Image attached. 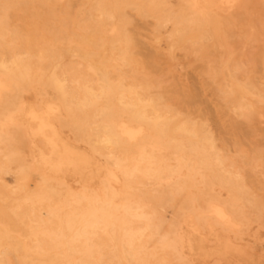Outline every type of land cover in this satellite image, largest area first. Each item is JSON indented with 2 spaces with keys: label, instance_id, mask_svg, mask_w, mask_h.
Returning a JSON list of instances; mask_svg holds the SVG:
<instances>
[{
  "label": "bare ground",
  "instance_id": "obj_1",
  "mask_svg": "<svg viewBox=\"0 0 264 264\" xmlns=\"http://www.w3.org/2000/svg\"><path fill=\"white\" fill-rule=\"evenodd\" d=\"M9 1H10L11 5L14 4V2L12 4L11 0H8V1L6 0V1H4L5 4H2V5L6 6V8H7V6H9V5H6V4H8ZM14 1H16V0H14ZM23 1L26 3L27 0L26 1L23 0ZM52 1H54V0H52ZM17 2H18V0H17ZM35 2H38V1L35 0ZM55 2H54V5H52L53 11H55V9H53V7H55ZM58 2H59V0H58ZM251 2H252V0H251ZM18 3H21V2H18ZM231 3L232 2H230V4ZM22 4H24V3H22ZM30 4H32V3H30ZM42 4L40 2V5H42ZM47 4H46V6H47ZM71 4H73V3H71ZM78 4H81V3L78 2ZM87 4L85 3L83 5H87ZM252 4L250 3L251 6H252ZM11 5H10V7H13V8L15 7L14 5L13 6H11ZM18 5H20V4H18ZM24 5H23L24 8L28 7L27 4L25 6ZM57 5H58V3H57ZM46 6L44 5L43 8H46ZM64 6H65V4L63 5V7ZM69 6L70 5L68 4L67 7H69ZM41 7L42 6H40V11H41ZM49 7H50V5H49ZM61 7L62 6H60V7L57 6V8H59V9ZM63 7H62V10H64ZM90 7H91L90 10H86V11H83L81 13L83 20L86 22V32L84 33V35L82 37L80 36L81 37L80 38L79 35L76 34V32H78V31H76L75 32L76 35H74V36L75 37L78 36L79 38L77 37L75 40H72V41H69V36H66V37H68V39L66 40V42L62 40V42H63L62 46L63 47L62 46H61V48L59 47L60 49L48 47L47 46L48 42H46V44L44 45L43 44V43H45L44 38H46L44 36L45 34L40 35V33L39 34L37 33L38 35H40V37L44 36L43 37V39H44L43 43L41 40L42 37L40 38L42 45L40 42L36 41L37 40L36 37H35V39H33L32 37L26 38L25 43H27L26 45H27V49L29 51L28 53H32L31 57H29V58L30 59L33 58L32 57L33 54H38L41 57L47 58L48 59L47 62L48 61L50 62L51 69L47 74H45V75L41 74L43 76L37 77L36 72H35L34 73L35 75H32L29 72L30 69L28 67V64H29L28 59L29 58H27V61H28V64H27L26 61L23 60V58H25L24 55L21 59L18 56L19 54L17 55L18 57H15V56L12 57V55H11L12 53H11L10 54L11 57L8 58L9 56H7V59H5L6 54L4 52L5 57H4V59L0 60V73L4 74L7 78L15 81L14 87L11 90L4 87L5 85L4 86L0 85V152L2 153L1 155H3L2 157L5 158V160H4V158H3V160L6 161V166L0 167V180L3 179V175L6 172L8 174L9 169H11V166H13L14 164L18 167V170L20 171L19 177H18L19 178V185L18 186L16 185L17 188L16 189L11 188L12 190H9L7 187L8 185H6L5 183L4 184L0 183V195L2 197H5V198L7 197L6 198L7 199L6 204L8 203V201H16L18 208H19V205L23 206V204H27V203H29V205H33V206L36 204H41L45 209L44 215L45 214L48 215L49 222L53 221L52 219H56V221H57L56 229L53 231L51 228V231H53V232L49 233V235H48L49 237L47 236L49 238V240L51 241L50 242L51 244L48 247H50V249H52L55 252L63 251L64 253L61 252V254H63V255L67 254L70 257L69 263H71V264H85L83 262L84 259H82L83 261H80V260L78 261L77 257H76L77 256V250H80V249L85 248V247H81L82 245L79 244L81 248L79 247L80 249L76 250L77 247H75V246L78 244V243L75 244L76 241L77 242L78 241L85 242L87 244V246L90 245L92 247V245H91V243L93 242L92 236L93 235L95 236V234H97V232L100 233L102 231L106 235H108L110 237V241L112 240V242H113V244H112L113 248L110 246L111 244L109 245V247L112 249L111 254L113 255V258L117 260L118 264H131L132 258L130 261V254H129V251L127 250V247L133 246V245H131L132 241H133L134 237H136L135 235L138 234L140 229H151L154 231V229H155V221H154L155 220V207L158 203V200L167 193L168 189H171L173 187V184H174L176 179L174 180L172 177L174 175H178V177H180L183 169H187L189 172L193 168L200 166L203 168L202 171L205 170L206 173H208V175L211 179L210 180L208 178L210 180L211 185L215 184V185H219L222 188H225L226 190H228V192L230 193L231 196L226 201H225V199H223V201H221V202L218 201L219 203H217V205H214L212 207H209L208 203L209 202L211 203V201H213V200H212V198H208V202H207V205L209 207L207 209L208 211L206 210V212H204V213H195L194 214V219H196L197 224L202 223L205 225L208 223L207 234H204V232L196 225V223L193 224L192 230L190 232H187L185 230V227H184L182 222L176 221L177 222L176 223L175 220L173 219L175 222V224L173 225L174 222L171 219L172 221H170V224L173 225V227H172L173 229L171 227L167 228V229L164 228L165 231H160V232L162 234L163 232L166 233V230L168 231V229L169 230L172 229L171 233L173 234V236L171 238L167 239L166 241L162 238L161 239L166 242V245L172 246L175 249V251L177 252L178 256H180V257L183 256V251H184L183 249L184 248H188L190 253H192L198 257L204 256L206 254H215V253L220 254L222 257H224V256L228 257L231 255H234L233 253H231V251L233 249L230 247V245H228L229 242L231 244V240H229V238L228 239H226V238L222 239V237H221L223 234L222 231H227V232L236 231L237 232V230H239V229H237V230L235 229L236 222L246 226V225H249V223H251L252 221H257V218L259 216H261V211L264 208V203H263V201H261L260 199H258L257 197L254 196L255 193L253 194L248 189V187H247L248 184H246L247 179L242 177V174H243L242 172H240V174L242 173L240 176L239 174L233 173L232 171L225 168L224 163H223V157H225V155L222 156L219 152V148L217 147V143H216L217 142L216 139L218 137L215 138L216 137L215 136L216 130L213 129V131L215 132L213 134V132L211 131L212 129H210V126H209L210 119L208 117H206V119L204 118L201 120H196V119H193L191 117V113H189V111H188V114H190V115H187V114H183L182 109H181L182 112L181 111L179 112L175 108H173L174 105H176L178 102L177 103L175 102V104H172L173 106H171L167 102L168 97H169V99H170V97L172 99L171 95L173 92L170 91L171 87L169 88V91H170V92L168 91L169 93L167 92V94H165L166 91L164 93V90H166L169 85L166 86V88L161 87V90L163 88H165L162 92L164 94L158 93V92L156 93V91H154V92L152 91L153 88L155 89L158 86H160L162 84L161 82L163 80L166 81V79H164L165 75L163 76V74H165V73H163L160 76L157 72L161 68H160V65H159V67H157L156 56H158V55H152V53H155V52H152L151 54H148V55L146 53L147 57H145V58H143L144 56L142 55V52H141L140 53L141 55L139 57H141L142 60L137 57V55H139V54L135 53L137 50L134 51V47L139 48V46L142 45V43H143L142 38L143 37L139 41V42H141V45H140V43H138L137 40H135V38L131 34L132 32L134 33L135 31L134 30L131 31L132 29H130V26L132 24L136 23L134 21L135 20L134 15H136V14L138 16H142L141 17L142 19H143V17H144V19H145V17H148V18L150 17V18L154 19V21H155V26H154L155 28H152V29H155L154 31L156 32V37H154V39L156 38L159 41V43L161 41L165 40V42L168 43L167 44L168 51L172 52L175 49H176V51H179L178 49H180V48L183 49L182 47L187 42H192L193 46L192 45L191 46L194 48L195 52L197 51L196 53H198V55L196 56L197 60L199 58H202L203 56L205 58V55L208 57H211L210 55L213 53H220L219 56H217V57H219L217 60L218 61L217 68H215V69L209 68V70H211V71H209V76L207 77L208 74H206L204 76L202 75V76H203V78L206 77L207 82H208V83L207 82L206 83H207L209 89L210 88L212 89V94L214 93V96H216L215 98L216 99L218 98L220 101V105L218 104L220 107H217V106L216 107L218 109H220L221 115L219 114L220 111L218 112V114H212V117H213L215 123H217L218 126L220 127L219 130L224 129V127H226L227 125H230V128L233 129V131L235 130L236 134H237V132H239V134H237L238 136L236 135L237 137L234 136L235 134H233L234 137L238 138L241 133H244L249 128L252 130L251 127L254 128V125H256L255 121H256L257 111L261 108L262 109L264 108L263 107L264 106V90L261 88V86H259L257 84V82L254 79L250 78L252 76L250 74V72H249L248 76H250V75L251 76L250 77L247 76L245 79H239L237 77V74H239V71H241L239 69L242 68L246 64L244 62L245 60L243 59V57L245 58V56L240 58V59H243L242 60L243 62H241L240 59L236 58L237 55L235 57L232 55V52H229V51L226 52V50H224V54L221 55V53L223 52L222 50L228 44L226 42V46H225L224 40L230 38V36L233 35L232 29H236V28L240 29L239 26L240 27L244 26V23H245L244 19H247V18H244L246 15L244 14L245 16L243 18L240 17L238 19V21H240V22H241L240 19H242L243 25H239L240 22H239V24L238 23L236 24L235 20H237V19L234 18V21L236 24L235 27L232 26V29H227L224 26H222L224 18L222 15V10H221L220 5L214 4V2L212 0H94V2L92 3V6H90ZM128 7H131V9L136 12L133 16H131L133 13L131 15H128L129 12L128 13L126 12V9ZM248 7H249V5H248ZM260 7L262 8V6H260ZM47 8H46V10H47ZM72 8H73V5H72ZM78 8H80V7H78ZM249 8H250V11H252L251 9H253V7L252 8L249 7ZM5 9H3V10H5ZM10 9L11 8H8V10L6 9V11H8V13H9V12H11V11H9ZM69 9H71V7ZM262 9H264V7ZM262 9H261V11H262ZM24 10H26V9H24ZM46 10H45V13L47 14ZM241 10H243V9H241ZM0 11H1V9H0ZM51 11L49 9L48 13H50ZM53 11H52V15L48 14V15H50V17L56 13V12L53 13ZM56 11H57V9H56ZM12 12H11V14H12ZM23 12H25V11H23ZM31 12H34V11L31 10ZM76 12H77V10H76ZM232 12H234V11H232ZM236 12H238V10H236V8H235V13ZM262 12H264V11H262ZM8 13H7V15H8ZM39 13L41 14L42 11ZM58 13H59V10H58ZM243 13H244V11H243ZM15 14H17V13H15ZM40 14H38L39 18L44 19V17H42L43 14L42 15H40ZM9 15H10V13H9ZM9 15H8V18H9ZM78 15H79V12H78ZM230 15H233V14H230ZM230 15H228L229 18H230ZM38 16H37V18H38ZM129 16L131 18L133 17V21H132V19H130ZM237 16H239V15H237ZM255 16H256V14H255ZM263 16H264V14H261V17H263ZM20 17H22V16H20ZM30 17H34V16L29 15V17H25V20H26V18H28L26 20V22L29 20ZM54 17L49 18L50 20L48 19L49 23L47 21H42V22H45V24H46V22L48 24H50L51 19H52V21H54ZM57 17H59V16L57 15ZM62 17H63V15H62ZM0 18H2L1 14H0ZM8 18H7V20H8ZM229 18H227V19H229ZM257 18L260 19V16L258 17V15H257ZM22 19H23V17L21 18V20ZM30 19H32V18H30ZM144 19H143V21H144ZM10 20L4 21V22H6V23L8 22V24L10 26L12 25V28H14L13 26L15 24L13 21L15 20V22H16V19L12 20L13 23H11ZM55 20H57V18ZM60 20L64 21L66 19L60 18ZM252 20H254V18L251 19V21ZM1 21H3V20H1ZM34 21H35V19H34ZM145 21H147V19ZM149 21H150V19H149ZM229 21H231V20L229 19ZM23 22L25 23V21H23ZM30 22H32V20ZM66 22L65 23L63 22V23L66 24ZM132 22H134V23H132ZM37 23H38V21H37ZM40 23L41 22H39V26L40 27L43 26V25H40ZM146 23H149V22L147 21ZM48 24H46V25H48ZM51 24H54V23H51ZM51 24H50V26H51ZM64 24H62V26H64ZM246 24H245L246 30H247V27L248 28L252 27L253 29L255 27V25L253 26V23L252 24L246 23ZM258 24H259V22H258ZM230 25H233V22ZM6 26H7V24H6ZM6 26L4 23L3 28L6 29ZM10 26H7V29ZM27 26H29V25H27ZM58 26H56L57 28L54 27L55 31H56V29H58ZM258 26H261V25H258ZM263 26H261V27H263ZM25 27L26 26H24L23 30L25 29ZM36 27H38V26H36ZM68 27L69 26H67L66 28H68ZM19 28H21V30H22L21 25L19 26ZM76 28H77V26H76ZM250 28L248 29L249 32L252 31V29H250ZM17 29H18V27L16 26V28L14 29L15 31L11 32L9 30V32H6V31L5 32L7 34H10L11 36L12 35L17 36V35H19L18 31L20 32V29H18V31H16ZM27 29H29V27L26 28L25 31ZM50 29L45 28V31L48 30V32H49ZM68 29L70 30V28H68ZM72 29H73V25H72ZM138 29H140V27L137 28V31H138ZM238 29H237L238 32L236 30H235L236 32L235 31L234 32L239 33L238 35H240L241 32H239ZM261 29L263 30L264 28H261ZM23 30L21 32H23ZM29 30H32V29H29ZM79 30H80V28H79ZM248 30H247V36H248ZM255 30H256V27H255ZM60 31H62V30H60ZM137 31H136V33H139ZM240 31H243V33H244V30H240ZM50 32H51V30H50ZM63 32L64 31H62V33ZM80 32H83V31L81 30ZM141 32L142 31H140V33ZM151 32H153V30ZM256 32H257V30H256ZM6 33L4 35H6ZM46 33H47V31H46ZM235 33H234V35H235ZM243 33H242V35H243ZM1 34L3 35V32L0 33V35ZM32 34H34V33H32ZM56 34L55 35L53 34V35L57 36ZM64 34H65V32H64ZM73 34L74 33H71V31H70V34H68V35H73ZM254 34L255 33L253 32V35ZM20 35L18 37H20ZM25 35L26 34H24V36ZM66 35H67V31H66ZM234 35H233V37H235ZM253 35H251L250 38H253L254 42H252V40L250 41L249 39H247L248 37L247 38L244 37L245 34L243 35V38H246L247 40L246 39H244V40H246L247 42H248V40L251 42V43L249 42L250 47L254 46V45H257L256 48L259 47L258 52L256 49H254V47H252L254 49L253 54L255 52V53L259 54L258 56H260L261 55L260 53H262L263 54L262 56H264L263 48L261 46H258L259 44L257 42L255 43L256 39L253 37ZM16 36H14V37H16ZM24 36H23V38L27 37V36H25V37ZM143 36H144V34H143ZM151 36H153V35H150V37ZM47 37H50V36L47 35ZM64 37L65 36L63 35V38ZM71 37L72 36H70V39H71ZM233 37H231V38H233ZM235 38H237L236 40H238L239 38L241 39V37H238V36H236ZM257 38L259 39V36H257ZM263 39L264 38L262 37V40ZM14 40H12V41H14ZM55 40H56V37H55ZM152 40H153V38H152ZM233 40H235V39H233ZM236 40H235V42H236ZM244 40H242L240 42V46H239L238 41L236 42V44L233 41L235 46L237 44H238L237 46H239L238 48L236 47V49H239L241 47H242V49H245L246 43ZM260 40L261 39H259L258 41H260ZM16 41H17V38H16L15 42ZM59 41H60V39H59ZM155 41L156 40H154V43H156ZM4 42L5 41L2 38H0V45H2V44L6 45V43H4ZM55 43H57V42L55 41ZM145 43H143V46H141V47L146 46ZM253 43H255V44L252 45ZM137 44H139V46H137ZM263 44H264V42L262 43V45ZM8 45H10V44H8ZM154 45H156V44H154ZM19 46H20V43H19ZM23 46L25 47L24 44H23ZM235 46L232 45V47H235ZM156 47H158V46H156ZM260 47L262 49H260ZM18 49H16V50H18ZM141 49L146 50L145 48H141ZM236 49H234V50H236ZM242 49H240L241 52L238 51V53L243 54ZM147 50H148L147 52H149V48ZM161 50H163V49H161ZM260 50H263V51L261 52ZM139 51H140V48H139ZM151 51H157V49L155 50V49L151 48ZM190 51L192 53L193 49L191 48L189 50V52ZM248 51L246 50L245 53H247ZM10 52H11V50H10ZM19 52H21V50ZM25 52H27V50H25ZM181 52H182V50H180V53ZM189 52H187V53H189ZM22 53H24V52H22ZM28 53H26V54H28ZM236 53H237V50H236ZM249 53H250V51L248 52V54ZM56 54H58L57 57H55ZM192 54H194V52ZM250 54L252 56V53H250ZM13 55H15V54H13ZM64 55L72 56L73 58H74V56H76L77 58H79V60L81 59L82 61H84L87 65V66L86 65L85 66L88 67L87 69H89L90 72L94 73L93 77H95L97 84L95 83L96 82L95 80H92L96 84V86H94L95 84L92 81H90V83L92 82L94 85L93 84L89 85L88 81H87L88 83L86 82V84H88V85H86L84 83L85 78L82 75L83 80L82 79L81 80H82V83H84V84H82L83 85L82 86L81 83H79V85H81L82 87L81 88L78 87V88L80 90L81 89L82 90H81V94H80L81 95L80 100L76 102L77 106H76L75 110L72 108L73 111L71 109L70 112H68L69 113L68 117H66V118L59 117L60 119H58L56 121V119L54 120L51 116L55 112H53L50 104L45 103V105H43L40 109H37L34 107H33L34 109H29L27 107V105H25L23 103V99L25 97L23 96V92L21 89H24L27 86V84H30L32 81L37 80L47 90L48 89H54L56 91H59L58 94L61 98L63 96V93L61 91L62 85H61L60 81L63 79H61V80L59 79V76L61 73H60V70H59V73L57 72L59 62L57 61L56 58H59V56L62 57ZM159 56L161 57V55H159ZM192 56H194V55H192ZM239 56H241V55H239ZM248 56L250 57V55H248ZM248 56H247V60H249ZM187 57H189V55H187ZM175 58H174V60H175ZM254 58H256V57H254ZM38 59H40V58L38 57ZM59 59H61V58H59ZM210 59H212V57L209 58V60ZM257 59H259V58L257 57L255 60H257ZM64 60H66V59H64ZM192 60L197 61L196 59L194 60V58H192ZM237 60H239L242 63L241 64L239 62L242 65V67H239L240 64L238 62H235ZM202 61H204L203 58H202V60H200V62L202 63ZM49 62H48V64H49ZM72 63H73V61H72ZM198 63L199 62H196V64H198ZM204 63L206 64L205 61H204ZM256 63L258 64V60L256 61ZM36 64L38 65V63H36ZM60 64L63 65L62 63H60ZM80 64H81V62H80ZM160 64L162 65L161 62H160ZM174 64L175 63L173 62L172 65H174ZM209 64H212L211 61L210 62L208 61V64H207L208 67H210ZM250 64H247V65H249V67H251ZM30 65H32V64L30 63ZM112 65L117 67V68L115 67L116 71L118 70V73L116 75L114 73H111L110 66L112 67ZM200 65L202 66V64L199 63V65H197L198 67H196L199 70H201V68L203 69V66L201 67ZM247 65H246V67H247ZM32 66L34 68V65H32ZM81 66H82V64H81ZM85 66L83 65L82 67H85ZM206 66L204 68V71H206V70L208 71ZM38 67H41V66H38ZM78 67H80V66L78 65ZM260 67L258 65V69ZM33 68H32V70H34ZM45 68H46V66H45ZM153 68H154V70L157 68H160L159 70L157 69V71L155 70L157 75H159L160 77L158 76V78H156L157 75L152 74L154 71ZM244 68H245V66H244ZM36 69L38 72V69H40V68L36 67ZM36 69H35V71H36ZM60 69H62V68H60ZM167 69H169V66H168V68H165V70H167ZM171 69H172V67H171ZM261 69H259V71ZM72 70L70 69V71H72ZM163 70L164 69H162V71ZM242 70H243V72L246 71L243 68H242ZM162 71H159V72L162 73ZM65 72H67V71H65ZM72 72H70V74H72ZM82 72H84L83 74L85 75V71L82 70ZM241 72H240V75H243L244 73L242 74ZM43 73H44V71H43ZM112 74H114L115 76H112ZM201 74H204V72L200 73V75ZM245 74H246V72H245ZM259 74L260 73H258V75ZM73 75H75V73ZM153 75L155 77H153ZM77 76H76V78H77ZM260 76H261V74H260ZM87 77H89V76H87ZM161 77L163 79H161ZM239 77L241 78V76H239ZM262 77H264V76H261L259 78H261L263 80ZM63 78H64V76H63ZM67 78L68 77H67V73H66V79ZM159 78L162 81H160ZM87 79H92V78L89 77V78H86V80ZM72 80H70V81H72ZM76 80L78 81V78ZM81 80L79 79V81H81ZM66 81L69 82L68 79ZM38 82H36V83H38ZM61 82H63V81H61ZM71 83L73 84L74 82H71ZM76 83H78V82H76ZM202 83H199V84L201 85ZM163 84L165 85L166 82ZM171 85H173V84H171ZM203 85L205 86L206 84L204 83ZM76 86H78V84L77 85L75 84V89H76ZM71 87H73V86H69V88H71ZM176 87L177 86H175V88ZM175 88L173 87L172 91ZM37 89H38V87H37ZM177 89H179V88H177ZM39 90H41V88ZM70 90L71 89H68V91H70ZM179 90L182 91L183 89H179ZM179 90L178 91L176 90L177 91L176 93L174 90V93L175 94L180 93ZM184 90H185V93L188 92V91H186L187 89H184ZM204 90H205V87H204ZM48 91H50V90H48ZM78 92L80 93V91H78ZM190 92H192L191 89H190ZM194 92H196V90ZM74 93L72 95H75ZM170 93H171V95L169 96ZM181 93L183 95H185L183 91ZM182 94H180V95L182 96ZM187 94L185 95V96H187V98L183 97V99L185 98L184 101H186V99H187L186 102L190 103L193 100L191 97H193L194 95L193 96L189 95V92ZM69 95H71V94H68V96ZM165 95L167 98L165 97ZM78 96L79 95L77 94L76 97L79 98ZM177 96H178V94H177ZM189 96H191L190 99L188 98ZM214 96H212V97H214ZM53 97L56 98V96H53ZM67 97H66V99H67ZM76 97H74V98H76ZM195 98H196V96H195ZM195 98L193 100L194 103L196 100ZM181 100H180V102H181ZM189 100H191V101H189ZM213 100H215V99H213ZM168 101L171 102V100H168ZM172 101H173V99H172ZM177 101H178V99H177ZM73 102H74V100H73ZM193 102H191V105L193 104ZM211 102H210V104H211ZM63 103H64V107L67 106L68 102L64 99V97H63ZM210 104L208 103V105H210ZM183 105L185 106V104H183ZM187 105H189V104H187ZM213 105H210V107L212 106V108H213ZM71 107H74V104ZM185 107H184V109H185ZM67 108L69 109V106ZM178 109H179V107H178ZM213 109H212V111H213ZM10 111L16 112L17 114L20 115V117H26V119L29 121L36 122L38 127L35 130H31L32 129L31 125H29L28 123L26 124L23 121L18 120L19 118H15L13 116L15 114L9 115L8 113ZM216 111H218V110L216 109ZM262 111L264 112V110H262ZM201 112H205V115L206 114L210 115L209 112H211V110H209V106H206L203 109H201ZM213 113H216L215 110ZM198 116H200L199 112H198ZM197 118H200V117H197ZM227 122H229V124ZM211 123H213V122H211ZM225 124H227V125H225ZM263 126H260V127H263ZM59 127H61L63 132H66V133L68 132L69 134L72 135V137L74 139L73 143L61 136L60 131H59ZM257 127H258V125H257ZM256 129H258V128H256ZM228 130H229V128L227 129V131ZM263 131H264V127H263ZM263 131L258 130L257 132L263 133ZM254 132H255V130H254ZM228 134H230V133H228ZM253 134H250V135H253ZM226 135L224 138H226L228 136V135L227 136ZM34 136L39 137V142H38L39 145L36 144V142H34V140H33ZM221 136H223V135H221ZM229 136L230 137L232 136V132ZM241 136H242V134H241ZM249 136H247V137L249 138ZM253 136H255V135H253ZM253 136L250 138L252 139ZM260 137H257V138H260ZM262 137L264 139V135H262ZM136 139H140L139 144H141L140 145L141 147L138 149V151L136 153H133L131 151L132 149H130V144H131V142H133ZM240 139L242 142H243V140L245 141V139H243V140H242V138H240ZM226 140H227V138H226ZM247 140H246V143H248ZM222 141H224V140H222ZM253 141H255V139ZM239 142H240V140H238V143ZM249 142H250V140H249ZM218 143H219V141H218ZM250 143H254V142H250ZM255 143L258 144L256 141H255ZM79 144H85L89 148V150L97 152L101 158H104L108 162L109 169L107 170L105 168L106 171H104L100 166L93 164L90 157L88 156V154L80 150ZM263 144L261 143L262 148L258 147L256 149H253V147H252V151H254V156L256 158H260L262 160L264 159V148H263L264 145ZM220 145L222 146L223 144H220ZM237 146H236V148H237ZM253 146H254V144H253ZM224 147H226V146H224ZM248 148H250L249 144H248ZM221 150H223V149H221ZM239 151H240V149H239ZM249 151H251V149ZM233 152H234V150L230 154H232ZM236 153H237V149H236ZM36 154L38 155V158L36 157ZM28 155L31 158L30 163L28 160ZM171 157L174 160H176V162H177V164L175 166H171L168 163V159H171ZM240 157H242V156H240ZM240 157H237V158H240ZM173 159H171V160H173ZM0 160H2L1 157H0ZM227 161H229V160H227ZM242 161H244V160H242ZM2 164H4V163H2ZM263 164H264V162H263ZM240 165L242 166V164H240ZM237 166L238 165H236V167ZM241 166H238V167H241ZM258 167L259 166H256V168H258ZM232 168L233 167H231V169ZM256 168L254 166H251V167L249 166V168H247V169H249L251 171L252 175L256 176L259 173L256 170ZM236 169L233 171H236ZM34 173H39L41 175V178L39 181L36 178V180L38 181L36 183L37 188H36V190H33V189H35V187H33V189L31 190L29 188V180L33 177ZM251 173H250V175H251ZM66 175L73 176L76 179V181L79 183V186L76 187V186L72 185V183L68 179L65 178ZM259 175H261V173H259ZM12 178H15V177H12ZM177 180H179V178ZM189 180H190V178H189ZM248 182H249V180H248ZM185 183H186V181H185ZM176 184H178V183H176ZM189 184L190 183H188V185ZM177 187L174 190H177ZM186 187H187V184H186ZM183 189H185V188H183ZM251 189H253V188H251ZM180 190H182V189H180ZM176 192L178 193V191H176ZM188 192H189V189H188ZM179 193H181V191ZM188 194H191V193L189 192ZM235 194H238V197H233V195H235ZM169 196H170V194H169ZM175 198H174V200H175ZM200 198H202V196ZM177 199L178 198H176V200ZM185 199H186V197H185ZM220 199H222V198H220ZM183 201H182V203H183ZM239 201H241V202H239ZM173 202H175V201H173ZM1 203H3V202H1ZM13 203L9 204V206L12 205ZM213 203H215V202H213ZM166 204H165V206H166ZM168 204H170V203H168ZM198 204H199V202L197 203V205ZM203 205H204V203H203ZM0 206H6V205L1 204ZM190 206L192 207V205H190ZM12 207H10V208H12ZM163 207H164V205H163ZM173 207H175V205ZM26 208H25V210H26ZM38 208H40V207H38ZM166 208H169V205ZM189 208L187 207V209H189ZM202 208H206L205 205ZM9 209H7V210H9ZM29 209H32V208H29ZM173 209H176V207L172 208V210ZM12 210L13 211L16 210L15 213H17V209L14 208ZM22 210L23 209H21V211ZM36 210H37V207L35 208V211H32V212L34 213V212L40 211L39 209L37 211ZM8 212H10V211H8ZM176 212H178V210H176ZM10 213H11L10 216L14 214V212H13V214H12V212H10ZM21 213L23 214V212H21ZM39 213L40 212H38V214ZM42 213H40V215ZM193 213H194V211H193ZM161 214H163V213H161ZM173 214L175 215V213H173ZM173 214H171V215H173ZM183 214H184V210H183ZM14 215H13L14 216L13 221H14L17 214H14ZM33 216H34V218H36L35 215H33ZM8 217H9V215H8ZM17 217L19 219V216H17ZM22 217H23V215H22ZM27 217H30V215ZM41 218H42V220L45 219L43 217H41ZM41 218H40V221H41ZM170 218H172V217H170ZM182 218H184V217L182 216ZM168 219L166 218V221ZM8 220H9V218H8ZM17 220H16V223H17ZM5 221H3V219L0 217V264H6L7 261H9V256L7 255V253H9V254L12 253V255H13V252L10 253L9 250L6 253V251H7L6 246L11 248L13 251L15 250V251L21 252L22 257L24 258L25 264H34L35 260L40 258V257L37 258V254H42L44 249L39 244H35V245L33 244L34 245L33 249L35 250V252L33 250H32V252H26L24 247H21V245H19V243L22 241L20 239H18V240H20V242H18V240H16L17 238L15 239L16 241H14L12 239V236L14 237V235L9 234V232L12 231L14 225L12 226L11 223H9V224L4 223ZM30 221H31V218H30ZM44 221H47V220H44ZM44 221H41V222H44ZM164 221L165 220H163V223H164ZM167 222H169V221H167ZM171 222H173V223H171ZM41 224H44V223H41ZM41 224H38L36 226L39 227V225H41ZM170 224L168 225V227L170 226ZM30 225L32 226V224H30ZM52 225H54V224H52ZM52 225H51V227H52ZM19 227L23 228L24 225L22 226L20 224ZM27 227H29V226H27ZM27 227H24V228H26V230H27ZM43 227H44V225H43ZM159 227H161V226H159ZM159 227H158V230L161 229ZM243 228L244 227H242V230H243ZM19 229H17V231H19ZM47 229L49 230V228H47ZM43 231L46 232L45 230H43ZM12 232H15V230ZM23 233L24 232H22V234ZM25 233H30V232L27 231ZM169 233H168V235L170 236L171 233L170 234ZM32 234H33V232H32ZM102 234L103 233H101V235ZM158 235H159V233H158ZM15 236H16V234H15ZM100 236L98 238V239H100L99 241L98 240L96 241L97 238L96 239L94 238V239L96 242H99L100 244H102L103 242H105V240L103 241V239H102L103 242L101 243L100 242L101 241ZM243 236L244 235H241V237H243ZM44 237L46 238V235ZM96 237H98V236H96ZM162 237H165V236H162ZM28 238H29V236H28ZM137 238L138 237H136L135 239L140 240ZM26 239H27V237H26ZM26 239H25V241H28ZM142 239H143V237H142ZM142 239H141V241H143ZM144 239H146V238L144 237ZM237 239H238V237H237ZM196 240H199L201 242V245L199 244L200 246L197 245L198 242H196V246H195ZM212 242H216L218 244V246L216 244L217 247H215V248L211 247V249L208 250L206 248V244L211 246ZM99 243H97V244H99ZM40 244H42V242ZM93 244H94V242H93ZM137 244H138V241H137ZM222 244H224V246H226V247H223ZM145 245L147 246V243ZM105 246L103 249H106ZM135 246L136 245H134V249L132 248V250H135ZM48 247H47V249H48ZM106 247H108V246H106ZM101 248L102 247H100V249ZM103 249H102V251H104ZM82 250H84V249H82ZM86 250H87V248H86ZM88 250L90 252V249H88ZM91 250H93V247ZM129 250H131V249H129ZM95 251H97V250H95ZM141 251H139V253H141ZM175 251H174V253H175ZM80 252H81V250H80ZM93 253H95V252L93 251ZM135 253L137 255L138 252L136 251ZM55 254L53 255V257L55 256V259H56L58 256L56 257ZM108 254H110V252L109 253L107 252L106 255H108ZM82 255H83V253H82ZM103 255H105V254H102L101 256H99V259H101L100 257H103ZM131 255H133V254H131ZM87 256H86V258H87ZM92 256H91V258H93ZM108 256H104V257H108ZM172 256H174V255H172ZM43 257H42V260H43ZM48 257L51 260L49 255H48ZM137 257H139V256L137 255ZM176 257H177V255H176ZM14 258H15V256H14ZM152 258H153V256H152ZM154 258H156V257H154ZM59 259H60V256H59ZM93 259H95V258H93ZM106 259L110 260L111 258L110 259L106 258ZM147 259H148V257H147ZM42 260L40 259V262ZM46 260H48V259H46ZM50 260H48V261H50ZM138 260H136V261H138ZM140 260H142V258ZM153 260H155V259H153ZM171 260H172V258H171ZM17 261H15V262H17ZM44 261H45V259H44ZM103 261H104V259H103ZM19 262L15 263V264H18ZM36 262L39 264L38 260ZM62 262H64V261H62ZM91 262H92V264L94 263V261H90L89 264H91ZM98 262H101V260ZM142 262H143V260H142ZM147 262H149V260ZM151 262H153V261L151 260ZM184 262H186V261H184ZM66 263H68V262H66ZM95 263H97V262H95ZM101 263H99V264H101ZM138 263H140V261ZM40 264H42V262ZM150 264H152V263H150ZM158 264H160V263H158ZM237 264H238V262H237Z\"/></svg>",
  "mask_w": 264,
  "mask_h": 264
},
{
  "label": "rangeland",
  "instance_id": "obj_2",
  "mask_svg": "<svg viewBox=\"0 0 264 264\" xmlns=\"http://www.w3.org/2000/svg\"><path fill=\"white\" fill-rule=\"evenodd\" d=\"M1 2H0V9H1V11H0V14H1V16H2V18H0V22L2 23H0V33H2L3 32V35L6 33V32H9V30L12 32V31H15L14 29L16 28V26L18 27V29H20V32L18 31V29L16 30V31H18V34L20 35L21 33V35H20V37H18L19 35H10V34H7L6 33V35H0V38H2L5 42L4 43H6V45L4 44H2V45H0L1 47H0V60L1 59H4V57H5V54H6V57H5V59H7V56H9L8 58H10L11 57V55H12V57H18L19 56V58H21L22 59V57H23V55H24V57L25 58H23V60L24 61H26V63L28 64V61H29V64H28V67H29V69L31 70H29V72L32 74V75H35L34 73L36 72V76L37 77H41V76H43V75H45V74H47L49 71H50V69H51V66H50V62H49V64H48V62H47V58H44V57H41L40 55H38V54H33L32 55V57L34 58H29V57H31V54L32 53H28L29 51H28V49H27V43H25L26 42V38H30V37H32L33 39H35V37L37 38V42H40L41 43V40H42V43H43V40L45 41V43H43L44 45L46 44V42H48L47 43V46L48 47H51V48H61V46H62V44H63V42H62V40L63 41H65L66 42V40L68 39V37H66V36H69V41H72V40H75L78 36H74V35H76V34H78L79 35V37L81 36H83L84 35V33L86 32V22L83 20V18H82V15H81V13L83 12V11H86V10H90V6H92V3L94 2V0H59V2H58V0H54V1H52V0H36V1H40L41 2V4L42 5H40V2L38 3V2H35V0H25L26 1V3L22 0H18V2H21V3H18L17 2V0L16 1H14V0H11V2H12V4H13V2H14V8L13 7H10V5H11V3H10V1H9V3L8 4H6V5H9V6H7V8H6V6H3L2 4H5L4 3V1H6V0H0ZM8 1V0H7ZM48 1V2H47ZM56 1V2H55ZM64 1V2H63ZM213 2H214V4H218V5H220V7H221V10H222V15H223V25L222 26H224L225 28H227V29H232V26H234L235 27V25L238 23L239 24V22L240 21H238V19L241 17V18H243L245 15V17L244 18H247V19H244V26L243 27H240L239 26V28L240 29H238V28H236V29H232L233 30V35H234V33L237 31V29L239 30V32H241V34L240 35H238L239 33H235V37L236 36H238V37H241V39L239 38L238 40H236L237 38H235V37H233V35L232 36H230V38H228V39H225L224 40V45L226 46V42L228 43L227 44V46L226 47H224V49L222 50L223 52L221 53V55H223L224 54V50H226V52H232V55L235 57L236 55L238 56H236V58H238V59H240V58H242L243 56H245V58L243 57V59L245 60L244 62L246 63L244 66H245V68H244V66L242 67V63L241 62H243L242 60L243 59H240L241 60V62L239 61V60H237V61H235V62H240L239 64H240V66L239 67H242L244 70H246L245 72H246V74H245V72H243V70H242V68H240L239 70H241V71H239V74H237V77L239 78V79H245L248 75H249V72H250V74L252 75H250V76H248V77H250V78H252V79H254L256 82H257V84L259 85V86H261V88L264 90V77H262L263 78V80L261 79V78H259V77H261V76H264V56H262L263 54L262 53H260L261 55L260 56H258L259 54H257V53H255L254 52V54H253V51H254V49H256L257 50V52H258V49H259V47H257L256 48V46L257 45H254L256 42L259 44L258 46H261L262 48H263V50H264V44L262 45V43L264 42V39L262 40V37L264 38V29L262 30L261 28H264V16L263 17H261V14H264V12H262V11H264V9H262L263 7H264V0H252V2H251V0H212ZM235 1V2H234ZM16 2V3H15ZM32 3V4H30V3ZM34 2V3H33ZM50 2V3H49ZM54 2H55V7H53V9H55V11H53L52 10V5H54ZM76 2V3H75ZM78 2H80L81 4H78ZM230 2H232L231 4H230ZM234 2V3H233ZM7 3V2H6ZM22 3H24L25 5L27 4V6L28 7H23V5L24 4H22ZM36 3V4H35ZM48 3V4H47ZM57 3H58V5H57ZM71 3H73V4H71ZM87 4V5H83V4ZM250 3L252 4V6L250 5ZM18 4H20V5H18ZM22 4V5H21ZM29 4V5H28ZM35 4V5H34ZM46 4H47V6H46ZM61 4V5H60ZM65 4V6L63 7V5ZM70 5L69 7H67V5ZM13 5H11V6H13ZM24 5V6H25ZM34 5V6H33ZM42 6L41 7V11H42V13L40 14L39 12H41L40 11V6ZM44 5L46 6V8L48 7L49 9H50V11L52 10L53 11V13H55V14H53V16H51L50 17V15H52V11L50 12V13H48L49 12V9L47 8V10H46V8H43L44 7ZM49 5H50V7H49ZM72 5H73V8H72ZM248 5H249V7H253V9H251L252 11H250V8L248 7ZM256 5V6H255ZM3 6V7H2ZM32 6V7H31ZM57 6L58 7H60V6H62L63 7V9L64 10H62V7L59 9V8H57ZM77 6V7H76ZM83 6V7H82ZM255 6V7H254ZM258 6V7H257ZM260 6H262V8L260 7ZM8 10V8H11L9 11H13L12 12V14H11V12H9L10 13V15H9V13H8V11H6V9ZM31 7V8H30ZM35 7V8H34ZM37 7V8H36ZM71 7V9H69ZM78 7H80V8H78ZM225 9H224V8ZM240 9H239V8ZM13 8V9H12ZM26 9V10H24V9ZM78 8V9H77ZM235 8H236V10H238V12L241 10V9H243V10H241L239 13L238 12H236L235 13ZM3 9H5V10H3ZM32 11H34V12H31V10ZM56 9H57V11H56ZM67 9V10H66ZM261 9H262V11H261ZM3 10V11H2ZM29 10V11H28ZM38 10V11H37ZM45 10H46V12H47V14L45 13ZM58 10H59V13H58ZM76 10H77V12H76ZM230 10V11H229ZM23 11H25V12H23ZM28 11V12H27ZM61 11V12H60ZM229 11V12H228ZM232 11H234V12H232ZM243 11H244V13H243ZM17 13V14H15V13ZM78 12H79V15H78ZM126 12L128 13V15H131L132 13V15L131 16H133L136 12L134 11V10H132L131 9V7H128L127 9H126ZM225 12V13H224ZM228 12V13H227ZM231 12V13H230ZM259 12V13H258ZM262 12V13H261ZM7 13H8V15H9V18H8V15H7ZM235 13V14H234ZM261 13V14H260ZM3 14V15H2ZM21 14V15H20ZM38 14H40V15H42V17H44V19L43 18H39V16H38ZM48 14H50V15H48ZM230 14H233V15H230ZM241 14V15H240ZM245 14V15H244ZM255 14H256V16H255ZM28 15V16H27ZM29 15H32V16H34V17H30V18H32V19H30L29 18V20L26 22V20L28 19V18H26V20H25V17H29ZM45 15V16H44ZM57 15L59 16V17H57ZM62 15H63V17H62ZM77 15V16H76ZM225 15V16H224ZM228 15H230V18L228 17ZM237 15H239V16H237ZM257 15H258V17L260 16V19L259 18H257ZM5 16V17H4ZM7 16V17H6ZM20 16H22L23 17V19L21 20V18L22 17H20ZM37 16H38V18H37ZM55 16V17H54ZM66 16V17H65ZM80 16V17H79ZM138 16L137 14L136 15H134V18H135V22L136 23H134V22H132V23H134V24H132L131 26H130V29H132L131 31H135L134 33L132 32L131 34L133 35V37L135 38V40H137V42L138 43H140V45H141V42H139L140 41V39L142 38L143 39V43H145L146 44V46H144V47H141V46H143V43H142V45L141 46H139V44H137V46H139V48H140V51H139V48H137V47H134V51H136L135 53H138L139 55H137V57L138 58H140L141 60H142V58L141 57H139L141 54V52H142V55L144 56H142L143 58H145V57H147L146 56V53H147V55L148 54H151L152 52H155V53H152V55H161V57L159 56H156V58H157V67H159V65H160V68H157L159 71H162V69H164L163 71H162V73H160L159 71H157V69H155L157 72H158V74L161 76L163 73H165V74H163V76L165 77H163L164 79H166V81H162V80H160V78H159V80L160 81H162L161 83V85L160 86H158L157 88H153L152 89V91L154 92V91H156V93L158 92V93H162L163 92V90L166 88V86H168V88L166 89V90H164V93H165V91H166V93L165 94H167V92L169 91V88L171 89L170 91L171 92H173L172 93V95H171V93L169 94V96L171 95L172 96V99H173V101H172V99H171V97H170V99H169V97L167 98L166 97V95H165V97L168 99V100H171V102L170 101H168L167 100V102L171 105V106H173L172 104H175V102L177 103L176 105H174V107L173 108H175L177 111H181L182 112V110H183V114H187V115H190V114H188V111H189V113H191V117L193 118V119H196V120H201V119H206V117H208L209 119H210V121H209V126H210V129H212L211 131L213 132V134L215 133V138H217L216 139V143H217V147L219 148V152H220V154L223 156V155H225V157H223V163H224V166H225V168H227L228 170H230V171H232L233 173H237V174H239L240 176H241V174H242V177H244V178H246L247 180H246V184H248V189L254 194V196L255 197H257L258 199H260L261 201H263V203H264V164H263V162H264V159L262 160V159H260V158H256L255 156H254V151H252V147H253V149H256V148H258V147H261V143L263 144L264 143V139H263V137H262V135H264V131H263V125H264V112L262 111V110H264V108L262 109H259L258 111H257V115H256V121H255V124L256 125H254V128L253 127H251L252 128V130L250 131L248 128V130H246L244 133H241L242 134V136H241V134L239 135V137L238 138H236L238 135L237 134H239V132H237V134L235 133V130L233 131V129H231L230 128V125H227V124H225V125H227L226 127H224V129H221V130H219L220 129V127L218 126V124L217 123H215V121H214V119H213V117H212V114H218V112L220 111V109H218L217 107H220L219 105H220V101H219V99L217 98H215L216 96H214V93L212 94V89L210 88L209 89V87H208V85H207V79H206V77H204L203 78V76L204 75H206V74H208L207 75V77L209 76V71H211V70H209V68L210 69H215V68H217V63H218V58L219 57H217V56H219V54L220 53H213V54H211L210 56L212 57V59H210L209 60V58H211V57H208V56H206L205 55V58H204V56L202 57L203 58V60L206 62V64L204 63V61H202V63L200 62V60H202V58H199L198 60H197V55H198V53H196L195 52V50H194V48L192 47L193 45H192V42H187L182 48L183 49H178L179 51H176V49L174 50V51H172V52H170V51H168V48H167V42H165V40H163V41H161L160 43H159V41L155 38L154 39V37H156V32L154 31L155 29H152V28H155L154 26H155V21H154V19H152V18H148V17H145V19H144V17H143V19H144V21H143V19L141 18L142 16H138L137 18L136 17ZM234 16V17H233ZM254 16V17H253ZM12 19H11V18ZM20 17V18H19ZM36 17V18H35ZM41 17V16H40ZM52 17H54V21H52V19H51V22H50V24L51 23H54V24H51V26H50V24H48L49 23V18H52ZM130 17V16H129ZM140 17V18H139ZM237 17V18H236ZM256 17V18H255ZM6 20H5V19ZM7 18H8V20H10L11 21V23H13L14 22V28H12V25L10 26L9 24H8V22L6 23V22H4V21H8L7 20ZM57 18V20H55ZM60 18L62 19H66V20H60ZM69 20H68V19ZM139 18V19H138ZM227 18H229L232 22H233V25H230V24H232V22L231 21H229V19H227ZM234 18L235 19H237V20H235L236 21V24H235V21H234ZM254 18V20H252L251 21V19H253ZM13 19H16V22H15V20L12 22V20ZM20 19V20H19ZM34 19H35V21H34ZM37 19V20H36ZM41 19V20H40ZM43 19V20H42ZM49 19V20H48ZM130 19H132V21H133V17L131 18L130 17ZM141 19V20H140ZM147 19V21L149 22V23H146L147 21H145ZM149 19H150V21H149ZM258 21H257V20ZM263 21H262V20ZM1 20H3V21H1ZM32 20V22H30ZM137 20V21H136ZM139 20V21H138ZM241 20V22H240V24L239 25H243V23H242V19H240ZM23 21H25V23L23 22ZM37 21H38V23H37ZM42 21H47L46 22V24H48V25H46L45 24V22H42ZM61 21V22H60ZM68 23H67V22ZM80 21V22H79ZM153 23H152V22ZM227 21V22H226ZM39 22H41L40 23V25H43V26H39ZM66 22V24H64V23ZM258 22H259V24H258ZM261 22V23H260ZM4 23H5V26H6V24H7V26H10V27H8V29H7V26H6V29L5 28H3L4 27ZM10 23V24H11ZM31 25H30V24ZM60 23V24H59ZM71 23V24H70ZM145 23V24H144ZM246 23H253V26L255 25V27H256V30H257V32H256V30H255V27H254V29L251 27H249L250 29H252V31L251 32H249V28L247 27V30H248V36H247V30L245 29V24ZM263 23V24H262ZM45 24V25H44ZM62 24H64V26H62ZM70 24V25H69ZM76 24V25H75ZM80 24V25H79ZM83 26H82V25ZM152 24V25H151ZM250 24V25H251ZM261 25V26H263V27H261V26H258V25ZM21 25V27H22V30H23V28H24V26H26L25 27V29L26 28H28L29 27V29H32V30H29V29H27L26 31H25V29L23 30V32H21L22 30H21V28H19V26ZM24 25V26H23ZM27 25H29V26H27ZM55 25V26H54ZM59 25V26H58ZM72 25H73V29H72ZM138 27H137V26ZM147 25V26H146ZM247 25V24H246ZM31 26V27H30ZM36 26H38V27H36ZM55 28H57L56 26H58V29H56V31L59 33H57L55 30H54V27ZM67 26H69L68 28H70V30L68 29V28H66ZM76 26H77V28H76ZM152 26V27H151ZM252 26V25H251ZM34 27V28H33ZM37 29H36V28ZM52 27V28H51ZM136 27V28H135ZM140 27V29H138V31H137V28H139ZM238 27V26H237ZM43 28V29H42ZM45 28H47V29H50L51 30V32H50V30H49V32L51 33H49L48 32V30H46L47 31V33H46V31H45ZM61 28V29H60ZM63 28V29H62ZM79 28H80V30H79ZM242 28V29H241ZM3 29V30H2ZM40 29V30H39ZM67 29V30H66ZM60 30H62V31H64L65 32V34H64V32L62 33V31H60ZM67 31V35H66V31ZM83 31V32H80V31ZM153 30V32H151V31ZM236 30V31H235ZM240 30H244V33H243V31H240ZM260 32H259V31ZM6 31V32H5ZM30 31V32H29ZM33 31V32H32ZM55 31V32H54ZM60 31V32H59ZM70 31H71V33H74L73 35H68V34H70ZM76 31H78V32H76ZM136 31L137 32H139L140 33V31H142L140 34L139 33H136ZM235 31V32H234ZM75 32H76V34H75ZM155 32V33H154ZM238 32V31H237ZM253 32L255 33L254 35H253ZM32 33H34V34H32ZM36 33V34H35ZM40 33V35H43V34H45L44 36L46 37V38H44L43 39V37H42V39L40 40V35H38V34ZM57 33V34H56ZM242 33H243V35L245 34V36L244 37H248L247 39H249L250 41L252 40V42H254V40H253V38H250V36L251 35H253V37L256 39L255 40V43H253L252 45H254V46H251L250 47V44H249V40H248V42L246 41L247 39L246 38H243V35H242ZM24 34H26L25 36H27V37H25L24 36ZM33 36H32V35ZM56 34L57 36H54V35ZM82 34V35H81ZM136 34V35H135ZM143 34H144V36H143ZM251 34V35H250ZM47 35H49L50 37H47ZM61 35V36H60ZM63 35L65 36L64 38H63ZM150 35H153V36H151L150 37ZM262 35V36H261ZM14 36H16V37H14ZM23 36L25 37V38H23ZM52 36V37H51ZM70 36H72L71 37V39H70ZM136 36V37H135ZM139 36V37H138ZM257 36H259V39H261L260 41H258L259 39L257 38ZM10 37V38H9ZM14 37V38H13ZM22 37V38H21ZM55 37H56V40H55ZM62 37V38H61ZM78 37V38H79ZM80 37V38H81ZM231 37H233V38H231ZM16 38H17V41L15 42V40H16ZM21 38V39H20ZM49 38V39H48ZM152 38H153V40H152ZM15 39V40H14ZM25 39V40H24ZM58 39V40H57ZM59 39H60V41H59ZM139 39V40H138ZM233 39H235L236 40V42L238 41L239 42V46H240V42L242 41V40H244V39H246V40H244L245 41V49L248 51H250V53H252V56H251V54L249 53L248 54V52L247 53H245V49H242V47L241 48H239V49H236V47L238 48L239 46H235L234 45V42H235V40H233ZM12 40H14V41H12ZM50 40V41H49ZM57 42V43H55V41ZM154 40H156L155 42L156 43H154ZM234 42H233V41ZM22 41V42H21ZM68 41V42H69ZM67 42V43H68ZM236 42H235V44H236ZM19 43H20V46H19ZM42 43H41V45H42ZM66 43V44H67ZM156 44V45H154V44ZM158 43V44H157ZM166 43V44H165ZM248 43V44H247ZM251 43V42H250ZM8 44H10V45H8ZM16 46H15V45ZM23 44L25 45V47L23 46ZM242 44V43H241ZM261 44V45H260ZM22 45V46H21ZM52 45V46H51ZM165 45V46H164ZM192 45V46H191ZM232 45L233 46H235V47H232ZM243 45V44H242ZM249 45V46H248ZM15 46V47H14ZM155 46V47H154ZM156 46H158V47H156ZM9 47V48H8ZM21 47V48H20ZM24 49H23V48ZM63 47V46H62ZM193 49V52H194V54H192L191 53V51L189 52V50L191 49V48ZM252 47H254V49L252 48ZM260 47V49H262ZM19 48V49H18ZM59 48V49H60ZM141 48H145L146 50H144V49H141ZM149 48V52H147L148 49ZM151 48L152 49H157V51H151ZM165 48V49H164ZM190 48V49H189ZM244 48V47H243ZM252 50H251V49ZM14 49V50H13ZM16 49H18L19 51L21 50V52H19L18 50H16ZM161 49H163V50H161ZM188 49V50H187ZM234 49H236L237 50V53H238V51H240V49H242V53L244 54H241V53H238L239 55H241V56H239L237 53H236V50H234ZM2 50V51H1ZM10 50H11V52H10ZM25 50H27V52H25ZM144 52H143V51ZM180 50H182V52L180 53ZM255 50V51H256ZM263 50H260L261 52L263 51ZM8 51V52H7ZM14 53H13V52ZM139 51V52H138ZM159 51V52H158ZM185 51V52H184ZM259 51V52H260ZM4 52H5V54H4ZM17 52V53H16ZM22 52H24V53H22ZM157 52V53H156ZM170 52V53H169ZM187 52H189V53H187ZM241 52V51H240ZM8 53V54H7ZM12 53V54H11ZM21 53V54H20ZM26 53H28V54H26ZM145 55H144V54ZM179 53V54H178ZM11 54V55H10ZM13 54H15V55H13ZM19 54V55H18ZM175 54V55H174ZM196 54V55H195ZM250 55V57L248 56V55ZM257 54V55H256ZM18 55V56H17ZM22 55V56H21ZM27 55V56H26ZM57 55L58 54H56L55 55V57H57ZM165 55V56H164ZM185 55V56H184ZM187 55H189V57H187ZM192 55H194V56H192ZM216 55V56H215ZM220 55V56H221ZM176 58H175V57ZM247 56L249 57L248 59L249 60H247ZM258 57L259 59H257L258 60V64L256 63V61L257 60H255L256 58H254V57ZM2 57V58H1ZM38 57L41 59H38ZM63 57V58H62ZM62 57H60L59 56V58H61V59H59V58H56L57 59V61L59 62L58 63V68H57V72L59 73V70H60V76H59V79L61 80V79H63V80H61V81H63V82H61L60 81V83H61V85H62V87H61V91H62V93H63V96L60 98V96H59V91H56V90H54V89H48V90H50V91H48L46 88H44L43 86H42V84L40 83V82H38L37 80H35V81H32L30 84H27V86L24 88V89H21L22 90V92H23V96L25 97L24 99H23V103L25 104V105H27V107L29 108V109H34V108H37V109H40L43 105H45V103H47V104H50L51 105V108H52V110H53V112H55V113H53L51 116H52V118L55 120L56 119V121L58 120V119H60L59 117H61V118H66V117H68V115H69V113L68 112H70V110L73 108L74 110H75V108H76V106H77V104H76V102L77 101H79L80 100V94H81V90L79 89V88H81L83 85L82 84H86V82L88 81L89 82V85H91V84H93L94 82L92 81V80H95L96 81V79H95V77H93L94 76V73L93 72H90L89 71V69H87L88 67H86L87 65H86V63L84 62V61H82L81 59L79 60V58H77L76 56H74V58L72 57V56H68V55H64V56H62ZM70 57V58H69ZM171 59H170V58ZM194 58V60L196 59L197 61H193L192 60V58ZM217 57V58H216ZM27 58H29L28 59V61H27ZM43 58V59H42ZM161 58V59H160ZM167 58V59H166ZM174 58H175V60H174ZM208 58V59H207ZM64 59H66V60H64ZM69 59V60H68ZM71 59V60H70ZM61 62H60V61ZM207 60V61H206ZM236 60V59H235ZM36 61V62H35ZM72 61H73V63H72ZM163 61V62H162ZM193 61V62H192ZM208 61L210 62L211 61V63L212 64H209V66L210 67H208ZM248 63H247V62ZM250 61V62H249ZM65 62V63H64ZM80 62H81V64H82V66L84 65H86L85 67H82L81 66V64H80ZM160 62L162 63V65L164 66H162L161 64H160ZM173 62L175 63L174 65H172L173 64ZM196 62H199L200 64H202V66H203V69L201 68V70H199L198 68H196V67H198L197 65H199V63L198 64H196ZM30 63L32 64V65H34V68H33V66L32 65H30ZM34 63V64H33ZM36 63H38V65L36 64ZM60 63H62L63 65H61ZM164 63V64H163ZM177 63V64H176ZM205 65H204V64ZM251 63V64H250ZM45 64V65H44ZM196 64V65H195ZM238 64V65H239ZM247 64H250L251 65V67H249V65H247ZM262 64V65H261ZM43 65V66H42ZM78 65L80 66V67H78ZM207 65V66H206ZM212 65V66H211ZM246 65H247V67H246ZM258 65H259V69H261L260 71H259V69H258ZM38 66H41V67H38ZM45 66H46V68H45ZM48 66V67H47ZM60 66V67H59ZM63 66V67H62ZM168 66H169V69H167V70H165V68H168ZM201 66V65H200ZM201 66V67H202ZM205 66H206V68L208 69V71L206 70V71H204V68H205ZM36 67L37 68H40V69H38V72H37V69H36ZM74 67V68H73ZM115 67L116 66H114V65H112V67L110 66V70H111V73H114L115 75L118 73V70L116 71V69H115ZM163 67V68H162ZM171 67H172V69H171ZM32 68L34 69V70H32ZM43 68V69H42ZM60 68H62V69H60ZM65 68V69H64ZM78 68V69H77ZM84 68V69H83ZM86 68V69H85ZM117 68V67H116ZM252 68V69H251ZM35 69H36V71H35ZM46 69V70H45ZM70 69L73 71H70ZM44 71V73H43V71ZM82 70L83 71H85V75L83 74L84 72H82ZM152 70V69H151ZM153 70H154V68H153ZM155 70L153 71V73L152 74H154V75H157V73L155 72ZM178 70V71H177ZM254 70V71H253ZM40 71V72H39ZM46 71V72H45ZM65 71H67V72H65ZM113 71V72H112ZM256 71V72H255ZM259 71V72H258ZM63 72V73H62ZM70 72H72V74H70ZM169 72V73H168ZM197 72V73H196ZM202 72H204V74H201L200 75V73H202ZM240 72L243 74V75H240ZM66 73H67V79H68V81L69 82H67L66 80ZM75 73V75L77 76V78H78V81L76 80L77 78H76V76L75 75H73ZM93 73V74H92ZM255 75H254V74ZM257 73V74H256ZM258 73H260L261 74V76H260V74L258 75ZM41 74H43V75H41ZM65 74V75H64ZM114 74H112V76H115ZM263 74V75H262ZM82 75H83V77L85 78L84 79V83H82V80H83V77H82ZM153 75V77H155ZM159 75H157L156 76V78H158V76ZM203 75V76H202ZM257 75V76H256ZM63 76H64V78H63ZM87 76H89V77H91L92 79H87L86 80V78H89V77H87ZM159 76V77H160ZM239 76H241V78L239 77ZM243 76V77H242ZM254 76V77H253ZM81 77V78H80ZM161 77V79H163ZM202 78V79H201ZM257 78V79H256ZM259 78V79H258ZM73 79V80H72ZM79 79L81 80V81H79ZM168 79V80H167ZM202 81H201V80ZM206 79V80H205ZM70 80H72V81H70ZM76 82H78V83H76ZM198 80V81H197ZM205 80V81H204ZM90 81H92L91 83H90ZM259 81V82H258ZM14 80H12V79H9V78H7L4 74H2V73H0V85L1 86H4V87H6L7 89H13V87H14ZM36 82H38V83H36ZM71 82H74L73 84L71 83ZM87 82V83H88ZM166 82V84L164 85L163 83H165ZM176 82V83H175ZM203 82V83H202ZM207 82V83H206ZM67 83V84H66ZM79 83H81V85H79ZM96 84H97V81L95 82ZM94 83V84H95ZM199 83H202L201 85L199 84ZM206 84L205 86L203 85V84ZM261 83V84H260ZM75 84L77 85L78 84V86H76V89H75ZM93 84V85H94ZM96 84L94 85V86H96ZM171 84H173V85H171ZM199 84V85H198ZM86 85H88V84H86ZM164 85V86H163ZM177 86L176 88H175V86ZM181 85V86H180ZM184 85V86H183ZM69 86H73V87H71V88H69ZM195 88H194V87ZM200 86V87H199ZM37 87H38V89H37ZM79 87V88H78ZM161 87H165V88H163L162 90H161ZM173 87L175 88L174 90H175V93L179 90V89H183L182 91L184 92V94L186 95L188 92H189V95H194L193 97L195 98V96H196V100H195V103L193 102V100H194V98L193 97H191V96H189L188 98L190 99V97L193 99H191V100H189V101H191V102H193V104L191 105V102L189 103H187L186 101H187V99H186V101H184V99L185 98H187V96H185V95H183L181 92V90H179V92L180 93H177L178 94V96H177V94H175L174 93V90L172 91V89H173ZM187 87V88H186ZM202 87V88H201ZM204 87H205V90H204ZM41 88V90H39ZM177 88H179V89H177ZM194 88V89H193ZM203 90H201V89ZM209 90H208V89ZM26 89V90H25ZM68 89H71L70 91L72 92L73 90V92L71 93L70 91H68ZM184 89H187L186 91H188L187 93H185V90ZM190 89L192 90V92H190ZM39 90V91H38ZM76 90V91H75ZM80 91V93L78 92V91ZM177 90V91H176ZM196 90V92H194ZM211 90V91H210ZM169 91V92H170ZM34 92V93H33ZM70 92V93H69ZM75 92V93H74ZM168 92V93H169ZM203 92V93H202ZM38 93V94H37ZM51 93V94H50ZM75 94V95H72V94ZM164 93H162V94H164ZM68 94H71V95H69L68 96ZM77 94L79 95L78 97L79 98H77L76 96H77ZM180 94H182V96L180 95ZM180 95V96H179ZM188 95V94H187ZM214 96V97H212V96ZM53 96H56V98H54ZM68 96V97H67ZM73 96V97H72ZM175 96V97H174ZM63 97H64V99L68 102L67 103V106H65L64 107V103H63ZM66 97H67V99H66ZM74 97H76V98H74ZM182 97V98H181ZM183 97H185L184 99H183ZM73 98V99H72ZM182 100H181V99ZM71 99V100H70ZM177 99H178V101H177ZM213 99H215V100H213ZM73 100H74V102H73ZM180 100H181V102H180ZM71 101V102H70ZM206 101V102H205ZM212 101V102H211ZM215 103H214V102ZM50 102V103H49ZM210 102H211V104H210ZM52 103V104H51ZM185 104V106L183 105V104ZM208 103L210 104V105H213V108L215 107L218 111H216V109L214 108H212V106L210 107V105H208ZM74 104V107H71L72 105ZM76 104V105H75ZM187 104H189V105H187ZM219 104V105H218ZM69 106V109L67 108ZM177 106V107H176ZM194 106V107H193ZM206 106H209V110H211V112H209L210 113V115H208V114H206L205 115V112H201V109H203L204 107H206ZM217 106V107H216ZM34 107V108H33ZM178 107H179V109H178ZM184 107H185V109H184ZM264 107V106H263ZM67 111H66V110ZM73 109H72V111H73ZM182 109V110H181ZM191 109V110H190ZM212 109H213V111H212ZM214 110H215V112L216 113H213L214 112ZM185 112V113H184ZM198 112H199V114H200V116H198ZM221 113V111L219 112V114ZM9 115H12V114H15V115H13L15 118H19L18 120H20V121H23L24 123H28L29 125H31V130H35L37 127H38V125H37V123L36 122H34V121H29V120H27L26 119V117H20V115L19 114H17L16 112H14V111H10L9 113H8ZM208 115V116H207ZM221 115V114H220ZM197 117H200V118H197ZM207 118V119H208ZM211 122H213V123H211ZM228 124H229V122H227ZM257 125H258V127H257ZM213 126V127H212ZM218 126V127H217ZM229 126V127H228ZM260 126H263V127H260ZM229 128V130L232 132V136L230 137L229 135L231 134V132L228 130L227 131V129ZM258 128V129H256V128ZM213 129L214 130H216L215 132L213 131ZM255 130V132H254V130ZM258 130H262L263 131V133L262 132H257ZM59 131H60V134H61V136L62 137H64V138H66L68 141H70V142H74V139H73V137H72V135L71 134H69L68 132L66 133V132H63L62 131V129H61V127H59ZM248 131V132H247ZM228 133H230V134H228ZM246 133V134H245ZM254 133V134H253ZM262 133V134H261ZM228 136H227V135ZM233 134H235L234 136H236V137H234L233 136ZM250 134H253V135H255V136H253V135H250ZM257 134V135H256ZM221 135H223V136H221ZM225 135L227 136L226 138H227V140H226V138H224L225 137ZM250 135V136H249ZM221 138H220V137ZM247 136H249V138L247 137ZM253 136V140L255 139V141L258 143V144H256L255 143V141H253L250 137H252ZM261 136V137H260ZM247 137V138H246ZM257 137H260V138H257ZM230 138V139H229ZM240 138H242V140L243 139H245V141L243 140V142L241 141V139ZM240 140V142L238 143V140ZM248 139V140H247ZM33 140H34V142H36V144H38L39 145V137L38 136H34L33 137ZM222 140H224V141H222ZM246 140L248 141V143H246ZM249 140H250V142H254V143H250L249 142ZM218 141H219V143H218ZM263 141V142H262ZM139 142H140V139H136V140H134L133 142H131V144H130V149H132L131 151L133 152V153H136L137 151H138V149L141 147L140 145L141 144H139ZM138 143V144H137ZM226 143V144H225ZM231 143V144H230ZM243 143V144H242ZM220 144H223L224 146H226V147H224L223 145L221 146ZM240 144V145H239ZM246 144V145H245ZM248 144H249V147L250 148H248ZM253 144H254V146H253ZM80 146V150L81 151H83V152H85V153H87L88 154V156L90 157V159H91V161H92V163L93 164H96V165H98V166H100L104 171H106V169L108 170L109 169V164H108V162L104 159V158H101L100 157V155L97 153V152H95V151H91V150H89V148L85 145V144H79ZM238 145V146H237ZM256 145V146H255ZM264 145V144H263ZM236 146H237V148H236ZM222 147V148H221ZM262 148V147H261ZM264 148V147H263ZM221 149H223V150H221ZM236 149H237V153H236ZM239 149H240V151H239ZM251 149V151H249ZM234 150V152L232 153V154H230L232 151ZM223 153H222V152ZM226 153H225V152ZM236 153V154H235ZM245 153V154H244ZM2 153L0 152V157H1V159L2 160H0V167H5L6 166V161H4L5 160V158L4 157H2L3 155H1ZM250 155V156H249ZM240 156H242V157H240ZM36 157L38 158V155L36 154ZM237 157H240V158H237ZM246 157V158H245ZM3 158H4V160H3ZM231 160H230V159ZM237 160H235V159ZM171 159H173L172 157H171ZM171 159H168V163L171 165V166H175L176 164H177V162H176V160H171ZM244 160V161H242V160ZM248 159V160H247ZM28 160H29V163L31 162V158L29 157V155H28ZM227 160H229V161H227ZM235 160V161H234ZM3 161V162H2ZM233 161V162H232ZM239 161V162H238ZM247 161V162H246ZM245 162V163H244ZM2 163H4V164H2ZM249 163V164H248ZM238 165V166H241L240 164H242V166L241 167H236V165ZM233 165V166H232ZM249 166L251 167V166H254L255 168H256V166H259L258 168H256V170L259 172V173H261V175L263 176H261V175H259V173H258V175H256V176H254V175H252V173H251V171L249 170V169H247V168H249ZM231 167H233L232 169H231ZM235 167V168H234ZM14 168V169H13ZM106 168V169H105ZM237 168V169H236ZM13 169V170H12ZM236 169V171H233V170H235ZM203 170V168L202 167H200V166H197L196 168H193L192 170H190L189 172H188V170L187 169H183V171H182V173H181V176L180 177H178V175H174L172 178L175 180V182H174V184H173V187L171 188V189H168V191H167V193L164 195V196H162L159 200H158V203H157V205H156V207H155V229H154V231L153 230H151V229H140V231L138 232V234L137 235H135L136 237H138L137 239H140V240H136L135 238L136 237H134V239H133V241H132V244L131 245H133V246H129V247H127V250L129 251V254H130V261H131V258H132V262H131V264H148L149 262L150 263H154V264H158V263H160V264H179L181 261V263L180 264H185L186 262L188 263V264H237V262H238V264H264V208L262 209V211H261V216H259L258 218H257V221H252L251 223H249V225H246V226H244L243 224H240V223H238V222H236V224H235V229L237 230V229H239V230H237V232L236 231H233V232H227V231H222V239L223 238H226V239H228L229 238V240H231V244H230V242H229V244L228 245H230V247L233 249L232 251H231V253H233L234 255H231V256H228V257H222L220 254H218V253H215V254H206V255H204V256H201V257H198V256H196V255H194V254H192V253H190L189 252V249L188 248H184L183 250V256L182 257H180V256H178V254H177V252L175 251V249L172 247V246H168V245H166V240L167 239H169V238H171L172 236H173V234L171 233L172 232V227H173V225L175 224V222L177 221V222H182L183 223V225H184V227H185V230L187 231V232H190L191 230H192V226H193V224H195L196 223V225L204 232V234H207V227H208V223L207 224H202V223H199V224H197V222H196V219H194V214L195 213H204V212H206V210L209 208V207H212V206H214V205H217V203H219L218 201H223V199H225V201L231 196L230 195V193L228 192V190H226L225 188H222V187H220L219 185H211V183H210V177H209V175H208V173H206V171L204 172V171H202ZM241 170V171H240ZM247 170V171H246ZM12 171V172H11ZM12 174H11V173ZM19 170H18V167L14 164L13 166H11V169H9V172H8V174H7V172L3 175V179L2 180H0V183H5L6 185H8L7 187H8V189L9 190H12L11 188H17V186L19 185ZM240 172H242L241 174H240ZM251 173V175H250V173ZM15 173V174H14ZM15 175V176H14ZM96 176V175H95ZM12 177H15V178H12ZM97 177V176H96ZM10 178V179H9ZM33 178V179H32ZM30 180H29V188L32 190L33 189V187H35V189H33V190H36V188H37V182L40 180V178H41V175L39 174V173H34L33 174V177H32ZM36 178H37V180H36ZM65 178L66 179H68L71 183H72V185H74V186H76V187H78L79 186V183L76 181V179L73 177V176H70V175H66L65 176ZM179 178V180H177ZM185 180H184V179ZM189 178H190V180H189ZM210 180H209V179ZM249 178V179H248ZM260 178V179H259ZM188 181H187V180ZM184 180V181H183ZM209 180V181H208ZM248 180H249V182H248ZM185 181H186V183H185ZM190 183L189 185H188V183ZM248 182V183H247ZM263 182V183H262ZM18 183V184H17ZM35 183V184H34ZM176 183H178V184H176ZM185 184V185H184ZM186 184H187V187H186ZM203 184V185H202ZM11 185V186H10ZM17 185V186H16ZM178 187H177V186ZM10 186V187H9ZM181 186V187H180ZM176 187H177V190H174V189H176ZM204 187V188H203ZM209 189H208V188ZM258 187V188H257ZM260 187V188H259ZM183 188H185V189H183ZM207 188V189H206ZM251 188H253V189H251ZM180 189H182V190H180L181 191V193H179L180 191L179 190ZM188 189H189V192L191 193V194H188L189 192H188ZM187 190V191H186ZM172 191V192H171ZM175 191V192H174ZM176 191H178V193L176 192ZM186 194H185V193ZM188 192V193H187ZM169 194H170V196H169ZM182 195V196H181ZM189 197H188V196ZM205 195V196H204ZM177 196V197H176ZM181 196V197H180ZM202 196V198H200ZM219 196V197H218ZM171 197V198H170ZM178 198L177 200H176V198ZM185 197H186V199H185ZM233 197H238V194H235V195H233ZM0 201L1 202H3V203H1L0 202V205L1 204H3V205H6V206H0V217L3 219V221H5L4 223H11V225L13 226V229H12V231H14L15 230V232H12V231H10L9 232V234L10 235H14V237L12 236V239L14 240V241H16V240H18V239H20L22 242H20V240H18V242H20L19 243V245H21V247H24V249H25V251L26 252H32V250L35 252V250L33 249V247H34V245L35 244H39L43 249H44V251H43V253L42 254H37V258L38 257H40V258H38V259H36L35 260V262L38 260L39 261V264L42 262V264L44 263V264H71V263H69L70 262V257L66 254H61V252L62 253H64L63 251H60V252H55V251H53L52 249H50V247H48L51 243V241L49 240V233L50 232H53L55 229H56V227H57V221H56V219H52L53 221H51V222H49V220H48V215L47 214H45L44 215V213H45V209H44V207L41 205V204H36V205H29V203H27V204H23V206L22 205H19V208H18V206H17V202L16 201H8V203L6 204V202H7V197L5 198V197H2L1 195H0ZM174 198H175V200H174ZM180 198V199H179ZM182 198V199H181ZM198 198V199H197ZM208 198H212V200L213 201H211V203L209 202L208 203V205H209V207H208V205H207V202H208ZM220 198H222V199H220ZM166 199V200H165ZM172 199V200H171ZM207 199V200H206ZM184 200V201H183ZM201 202H200V201ZM204 200V201H203ZM5 201V202H4ZM173 201H175V202H173ZM182 201H183V203H182ZM188 201V202H187ZM13 203L12 205H10L9 206V204H11V203ZM199 202V204L197 205V203ZM213 202H215V203H213ZM239 202H241V201H239ZM167 203H170V204H168L169 205V208H166V207H168V205L166 204V206H165V204ZM203 203H204V205H205V207L206 208H202V207H204V205H203ZM182 204V205H181ZM40 205V206H39ZM161 205V206H160ZM163 205H164V207H163ZM175 205V207H176V209H173L172 210V208H175V207H173ZM186 205V206H185ZM190 205H192V207L190 206ZM15 208V209H17V213H15L16 212V210L15 211H13L12 209H14L13 207ZM22 206V207H21ZM42 206V207H41ZM172 206V207H171ZM8 207V208H7ZM10 207H12V208H10ZM27 207V208H26ZM37 207V210L39 209L40 211H38V212H40V213H42L41 215H40V213L38 214V212H32V211H35V208ZM38 207H40V208H38ZM178 207V208H177ZM187 207L189 208V209H187ZM10 208V209H9ZM25 208H26V210H25ZM29 208H32V209H29ZM164 210H162V209ZM187 210H186V209ZM202 208V209H201ZM7 209H9V210H7ZM21 209H23L22 211H21ZM43 209V210H42ZM157 209V210H156ZM12 210V211H11ZM36 210V211H37ZM176 210H178V212H176ZM183 210H184V214H183ZM190 212H189V211ZM7 211V212H6ZM8 211H10V212H12V214H13V212H14V214H17L16 215V217H15V219H14V221H13V218H14V216L13 215H11L10 216V212H8ZM26 211V212H25ZM28 211V212H27ZM31 211V212H30ZM157 211V212H156ZM162 211V212H161ZM172 211V212H171ZM175 211V212H174ZM193 211H194V213H193ZM208 211V210H207ZM21 212H23V214L21 213ZM163 213V214H161V213ZM166 212V213H165ZM182 212V213H181ZM7 213V214H6ZM25 213V214H24ZM38 215H37V214ZM173 213H175V215L173 214ZM178 213V214H177ZM19 214V215H18ZM28 214V215H27ZM171 214H173V215H171ZM3 215V216H2ZM8 215H9V217H8ZM22 215H23V217H22ZM25 215V216H24ZM30 215V217H27V216H29ZM33 215H35L36 216V218H34V216ZM17 216H19V219H18V217ZM21 216V217H20ZM33 216V217H32ZM41 217H43V218H45V219H43L42 220V218H41V221H44V220H47V221H44V222H41L40 221V218ZM47 216V217H46ZM163 216V217H162ZM165 216V217H164ZM182 216L184 217V218H182ZM27 217V218H26ZM170 217H172V218H170ZM174 217V218H173ZM8 218H9V220H8ZM12 218V219H11ZM18 220H17V219ZM30 218H31V221H30ZM35 220H34V219ZM166 218L168 219L167 221H169V222H167L166 221ZM5 219V220H4ZM27 219V220H26ZM174 219L175 220V222H174V220H173V222H171V223H173V225L172 224H170V221H172V220ZM262 219V220H261ZM16 220H17V223H16ZM21 220V221H20ZM37 220V221H36ZM163 220H165L164 221V223H163ZM23 221V222H22ZM30 221V222H29ZM33 221V222H32ZM38 222V223H37ZM47 222V223H46ZM49 222V223H48ZM54 222V223H53ZM158 222V223H157ZM176 222V223H177ZM24 223V224H23ZM41 223H44V224H41ZM163 223V224H162ZM166 223V224H165ZM19 224V225H18ZM20 224L23 226L24 225V227H27V226H29V227H27V230H26V228H22V227H19L20 226ZM28 224V225H27ZM30 224H32V226L30 225ZM38 224H41V225H39V227H37L36 225H38ZM52 224H54V225H52ZM159 224V225H158ZM170 224V226L168 227V225ZM43 225H44V227H43ZM51 225H52V227H51ZM167 225V226H166ZM172 225V226H171ZM38 228H36V227ZM41 226V227H40ZM50 226V227H49ZM159 226H161V227H159ZM164 226V227H163ZM49 228V230L47 229V228ZM158 227L159 228H161V229H159L158 230ZM163 227V228H162ZM172 228V229H168V231L166 230V233L165 232H163L162 234H161V232L160 231H165V229H167V228ZM242 227H244L243 228V230H242ZM20 228V229H19ZM34 228V229H33ZM51 228H52V230L53 231H51ZM165 228V229H164ZM17 229H19V231H17ZM24 229V230H23ZM164 229V230H163ZM43 230H45L46 232H44ZM48 230V231H47ZM242 230V231H241ZM17 231V232H16ZM27 231H29L31 234H32V232H33V234L31 235L30 233H25V232H27ZM100 231V230H99ZM157 231V232H156ZM22 232H24L23 234H22ZM172 234H170V233ZM99 232H97V234H98ZM101 233H103L102 235H101ZM158 233H159V235H158ZM168 233L170 234V236L168 235ZM15 234H16V236H15ZM28 234V235H27ZM97 234H95V236L93 235L92 236V241L94 242V244H93V242L91 243V245H92V247H93V250H91L92 249V247L89 245V246H87V244L85 243V242H82V241H76V243L75 244H77L75 247H77L76 248V250L77 249H80L81 247H85V248H82V249H84V250H82V249H80L81 250V252H80V250H77V260L79 261H83L82 259H84V263L86 264H89V262L90 261H94V263L93 264H99V263H101L102 261H103V259H104V261L102 262L103 264H118V262H117V260L116 259H114L113 258V255L111 254V252H112V249L109 247V245L113 248V242H112V240L110 241V237L108 236V235H106L104 232H100L98 235ZM147 234V235H146ZM27 235V236H26ZM31 235V236H30ZM46 235V238L44 237ZM101 235V236H100ZM139 235V236H138ZM144 235V236H143ZM241 235H244L243 237H241ZM28 236H29V238H28ZM40 236V237H39ZM48 236V237H47ZM96 236H98V237H96ZM99 236L101 237V243L105 240V242H103L102 244H100L99 242H96L97 240L99 241L100 239H98L99 238ZM162 236H165V237H162ZM246 236V237H245ZM25 237V238H24ZM26 237H27V239H26ZM142 237H143V239H142ZM144 237L146 238V239H144ZM237 237H238V239H237ZM17 238V239H16ZM39 238V239H38ZM42 238V239H41ZM45 238V239H44ZM96 239V241H95V239ZM164 239V240H162V239ZM236 238V239H235ZM243 238V239H242ZM16 239V240H15ZM25 239L26 240H28V241H25ZM30 239V240H29ZM94 239V240H93ZM102 239H103V241H102ZM141 239L143 240V241H141ZM32 240V241H31ZM38 240V241H37ZM42 240V241H41ZM136 242H135V241ZM42 242V244H40L41 242ZM109 241V242H108ZM137 241H138V244H137ZM146 241V242H145ZM26 242V243H25ZM36 242V243H35ZM40 242V243H39ZM82 242V243H81ZM141 242V243H140ZM144 242V243H143ZM196 242H198V246H200L201 245V242L199 241V240H196L195 241V246H196ZM97 243H99V244H97ZM108 245H107V244ZM136 243V244H135ZM147 243V246L145 245ZM34 244V245H33ZM79 244H81L82 246L80 247V245ZM84 244V245H83ZM142 244V245H141ZM200 244V245H199ZM203 244V243H202ZM216 242H212L211 243V246L210 245H207L206 244V248L208 249V250H210L211 249V247H217L218 246V244H217V246H216ZM24 245V246H23ZM27 245V246H26ZM79 245V246H78ZM96 245V246H95ZM108 246V247H106V246ZM134 245H136L135 246V250L139 253V251H141V253H137V255L139 256V257H137V255H136V251L135 250H132V248L134 249ZM223 245V247H226V246H224V244H222ZM221 245V246H222ZM29 246V247H28ZM104 246H105V248L106 249H103L104 248ZM145 246V247H144ZM197 246V247H198ZM47 247H48V249H47ZM80 247V248H79ZM91 247V248H90ZM100 247H102L101 249H100ZM147 247V248H146ZM171 247V248H170ZM86 248H87V250H86ZM95 248V249H94ZM108 248V249H107ZM152 248V249H151ZM6 249H7V251H6V253L8 252V250L10 251V253L11 252H13V255H12V253L11 254H9V253H7V255L9 256V261H7V263L6 264H15V263H17V262H19L18 264H25L24 263V258L22 257V253L21 252H18V251H13L11 248H9L8 246H6ZM88 249H90V252H89V250ZM102 249L105 251H102ZM129 249H131V250H129ZM141 249V250H140ZM156 249V250H155ZM169 249V250H168ZM222 249V248H221ZM46 250V251H45ZM86 250V251H85ZM95 250H97V251H95ZM139 250V251H138ZM145 250V251H144ZM175 251V253H174V251ZM48 251V252H47ZM88 251V252H87ZM92 251V252H91ZM93 251L95 252V253H93ZM147 251V252H146ZM149 251V252H148ZM164 251V252H163ZM172 253H171V252ZM87 252V253H86ZM107 252L109 253L110 252V254H108V255H106L107 254ZM158 252V253H157ZM217 252V251H216ZM258 252V253H257ZM16 253V254H15ZM56 253V254H55ZM82 253H83V255H82ZM149 253V254H148ZM165 253V254H164ZM170 253V254H169ZM56 255V259H55V256L53 257V255ZM59 254V255H58ZM87 256V258H86V256ZM102 254H105V255H103V257H100L101 259H99V256H101ZM131 254H133V255H131ZM161 254V255H160ZM18 257H17V256ZM41 255V256H40ZM47 255V256H46ZM48 255L50 256V258H51V260L49 259V257H48ZM52 255V256H51ZM62 255V256H61ZM82 255V256H81ZM93 257V258H95V259H93V258H91V256ZM149 255V256H148ZM172 255H174V256H172ZM176 255H177V257H176ZM14 256H15V258H14ZM44 256V257H43ZM59 256H60V259H59ZM85 256V257H84ZM104 256H108V257H104ZM112 256V257H111ZM133 256V257H132ZM141 256V257H140ZM144 256V257H143ZM152 256H153V258H152ZM162 256V257H161ZM170 256V257H169ZM187 256V257H186ZM42 257H43V260H42ZM62 257V258H61ZM92 259H90V258ZM147 257H148V259H147ZM154 257H156V258H154ZM17 258V259H16ZM54 258V259H53ZM86 258V259H85ZM89 258V259H88ZM106 258H111L110 260L112 261H110V260H107ZM134 258V259H133ZM142 258V260H143V262H142V260H140V259ZM145 258V259H144ZM161 258V259H160ZM171 258H172V260H171ZM175 258V259H174ZM15 259V260H14ZM19 259V260H18ZM40 259L42 260L41 262H40ZM44 259H45V261H44ZM46 259H48V260H50V261H48V260H46ZM62 259V260H61ZM65 259V260H64ZM89 261H88V260ZM139 259V260H138ZM147 259V260H146ZM153 259H155V260H153ZM179 259V260H178ZM18 260V261H17ZM101 260V262H98V261H100ZM106 260V261H105ZM136 260H138V261H136ZM149 260V262H147ZM151 260L153 261V262H151ZM172 262H171V261ZM178 260V261H177ZM15 261H17V262H15ZM44 261V262H43ZM47 261V262H46ZM60 263H59V262ZM62 261H64V262H62ZM87 261V262H86ZM140 261V263H138ZM176 261V262H175ZM184 261H186V262H184ZM15 262V263H14ZM34 262V264H38L37 262L35 263ZM46 262V263H45ZM66 262H68V263H66ZM95 262H97V263H95ZM105 262V263H104ZM137 262V263H136ZM145 262V263H144ZM158 262V263H157ZM101 263V264H102ZM149 263V264H150ZM186 263V264H187ZM91 264H92V262H91Z\"/></svg>",
  "mask_w": 264,
  "mask_h": 264
}]
</instances>
